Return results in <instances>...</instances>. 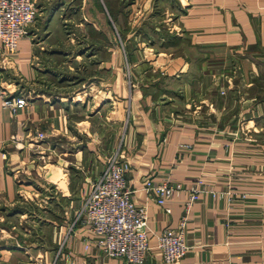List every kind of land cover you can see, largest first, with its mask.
Instances as JSON below:
<instances>
[{
	"label": "crops",
	"instance_id": "crops-1",
	"mask_svg": "<svg viewBox=\"0 0 264 264\" xmlns=\"http://www.w3.org/2000/svg\"><path fill=\"white\" fill-rule=\"evenodd\" d=\"M134 5L132 14L140 24L161 13L158 19L170 25L178 44L163 49L162 35L161 48L144 49L154 56L137 61L125 46L126 64L135 71L145 67L169 74L171 87H163L161 79H107L102 83L109 84L108 94L100 101L92 93L80 92L82 100L75 91L69 97L45 91L17 113L0 97V219L10 222L20 215L26 203L23 177L29 170L42 171L49 185L40 189L48 199L43 200V220L59 232L60 246L56 252L53 247L32 249L38 263L50 264L58 256L57 264H124L96 247L84 220L91 178L104 166L96 164L101 157L95 155V169L86 171V145L76 148L82 136L100 148L104 133L96 131L92 120L110 104L105 122L115 126L113 153L132 163L127 173L131 196L149 212L151 249L145 264H166L156 236L179 226L193 186L200 193L187 222L189 250L174 264H264V0H137ZM187 41L191 53L184 51ZM30 42L21 39L17 55L0 49V63L2 58L11 62L0 67V88L10 97L23 96L19 87L25 79L20 75L31 79L38 74L29 65L34 50ZM108 49L113 63V42ZM161 55L168 58L153 61ZM74 105L86 108L80 118H73ZM40 131L47 135L41 143L36 136ZM29 142H36L47 160L37 162ZM67 152L75 154L78 165L63 156ZM148 178L183 185L167 204L170 213L144 189ZM0 254L6 264H24L30 263L27 254L32 252L23 246L10 250L5 244Z\"/></svg>",
	"mask_w": 264,
	"mask_h": 264
},
{
	"label": "rangeland",
	"instance_id": "rangeland-1",
	"mask_svg": "<svg viewBox=\"0 0 264 264\" xmlns=\"http://www.w3.org/2000/svg\"><path fill=\"white\" fill-rule=\"evenodd\" d=\"M165 1L170 2L171 0ZM136 2L137 0H35L37 18L29 27V34L22 39H30V44H33L31 47L34 50L30 56L29 65L36 66L38 74H36V78L31 79L19 74V79H25L19 87V92L28 98V102L29 99H33L37 94L45 91L66 94V96L75 91V94L78 93L77 96L82 97V100L85 97L82 93H92L93 97L100 101L108 94L106 88L109 87V84L102 82L107 79H132L134 76L138 79H161L162 84H164L163 87L170 88L172 77L169 74H162L157 69L148 71L145 67H140L137 69L138 71H135L133 67L126 64L124 55H126L127 46L133 50L131 54L136 57L137 61L138 58L144 59L145 55H150V51L145 54V48L150 46L162 47L159 44L162 35L165 39L163 49H170L178 44L176 40L169 39L170 36L167 37L166 32L172 36L173 33L169 24L166 25L158 19L161 18V13L157 15L153 13L155 16L153 18L152 15L153 19L147 23L141 21L140 24L138 16L132 14L133 8L137 6L134 5ZM91 6L93 7L92 11L90 10ZM107 12L110 17H108ZM178 41L180 40L178 39ZM112 42L116 47L113 63L110 62L111 52L108 49L112 47ZM183 48L187 53L192 52L189 41L184 43ZM18 50L15 52L16 55ZM153 56L150 55V57ZM166 58H168L166 55H161L159 59L153 58V61L162 63ZM8 59L2 58L0 67H8L11 63ZM107 63L109 67H107ZM157 71L161 73L160 78L156 75ZM0 78H4L3 74H0ZM113 94H117L115 90ZM28 102L20 109L26 107ZM197 105L201 104L198 103ZM110 109L111 105L107 104L100 115L92 120L96 131L99 134L104 133L100 148H97V143H90L91 138L86 136L76 140L77 149H83L86 145L82 159V165H84V161L88 160L84 167L86 171L95 169L96 166L93 164L95 163V155H100L101 161L97 158L96 164L100 167L103 165L104 169L111 156L125 157L119 152L113 153L115 141L111 136L115 126L111 127L105 122L106 113ZM73 110L75 112L73 118L77 119L80 118V113L86 111V108L81 105H74ZM36 136L40 143L47 139V135L41 131ZM61 142L63 143V141ZM21 146L24 148L28 146V148L33 149L31 150L33 151L32 156L40 164L47 160L46 157H41L44 152H41L43 151L42 148L36 146V142H29L27 146L25 144ZM63 156H70L68 158H71L73 165H78L75 163V158H72L75 157V154L71 155L67 152ZM72 170L75 171V168ZM41 173L37 174L36 170H29L23 177L21 188L25 190L24 199L26 203L23 204V207L26 209H21L20 215L15 218L11 217L10 222H7L6 219H0V247L6 244L10 250L20 246L30 249L32 254H27V259L33 264H39L40 257H36L37 252L32 251V249L53 247L56 252L60 246L58 243L59 232L50 227L46 220H43V200L48 199L44 194H40V189L43 190V186L48 187L49 185H45L42 176H40ZM101 173L102 171L94 173L91 184ZM82 176H84V172L81 173ZM81 180L82 178L79 179V182ZM3 225L6 227L4 228ZM7 241H11V243H7ZM57 257L55 260H51L50 264H57ZM30 263L24 262V264ZM0 264H6V260L0 259Z\"/></svg>",
	"mask_w": 264,
	"mask_h": 264
},
{
	"label": "built area",
	"instance_id": "built-area-1",
	"mask_svg": "<svg viewBox=\"0 0 264 264\" xmlns=\"http://www.w3.org/2000/svg\"><path fill=\"white\" fill-rule=\"evenodd\" d=\"M36 18L35 0H0V49L3 53L11 55L17 51L19 41L29 34V27ZM0 97L4 106L14 113L28 102L25 96L10 97L5 89H0ZM131 167L127 157L111 156L101 175L91 184L83 214L96 247L106 257L121 259L124 264H145L151 249L147 230L149 212L146 206L136 204L131 196L127 180ZM144 189L155 195L156 203L170 213L169 200L184 188L178 182H154L148 178ZM199 193L198 186L191 187L179 226L166 228L156 236V247L166 264L177 263L189 250L187 222ZM68 264L76 263L70 261Z\"/></svg>",
	"mask_w": 264,
	"mask_h": 264
},
{
	"label": "trees",
	"instance_id": "trees-1",
	"mask_svg": "<svg viewBox=\"0 0 264 264\" xmlns=\"http://www.w3.org/2000/svg\"><path fill=\"white\" fill-rule=\"evenodd\" d=\"M112 16H113V18H114V15H112ZM166 35H167V37L170 36L169 39L172 38V39H174V40H177V39H176L177 37H174V35H173V36L170 35L168 32H166ZM114 45H115V44H114Z\"/></svg>",
	"mask_w": 264,
	"mask_h": 264
}]
</instances>
